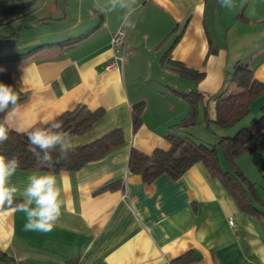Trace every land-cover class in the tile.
I'll use <instances>...</instances> for the list:
<instances>
[{
	"label": "crops",
	"instance_id": "0c3cea01",
	"mask_svg": "<svg viewBox=\"0 0 264 264\" xmlns=\"http://www.w3.org/2000/svg\"><path fill=\"white\" fill-rule=\"evenodd\" d=\"M39 1L11 23L14 36L0 39V53L27 52L11 63L13 86L26 97L4 120L29 132L79 105L102 108L88 133L71 136L73 145L116 127L124 141L77 170L19 169L12 182L20 187L33 172L56 174L62 215L49 233L26 232L22 213L0 210V264H264V197L258 191L264 188V129L249 141L254 150L237 158L262 202L255 201L259 215L241 210L202 162L177 178L162 173L150 182L127 166L131 147L151 153L168 147L167 133L187 134L174 126L189 109L182 92L203 94L197 118L202 110L205 121L214 118L212 95L237 62L264 82V0H234L231 10L219 0H136L130 21L120 12H101L94 0ZM120 27L127 31L124 60L108 67L111 36ZM169 60L191 76L173 70ZM139 67L142 85L130 80ZM236 90L228 84L227 92ZM139 101L141 124L133 131L131 107ZM262 105L264 96L251 102L254 116ZM212 134L207 140L216 141ZM242 160L259 165L256 177ZM112 182L117 187L104 188ZM183 254L189 258L173 262Z\"/></svg>",
	"mask_w": 264,
	"mask_h": 264
},
{
	"label": "trees",
	"instance_id": "16d2710c",
	"mask_svg": "<svg viewBox=\"0 0 264 264\" xmlns=\"http://www.w3.org/2000/svg\"><path fill=\"white\" fill-rule=\"evenodd\" d=\"M33 1L0 0V39L10 38L16 34V30L4 29V27L26 16L32 10ZM80 37L62 40L58 44L70 45ZM26 53L12 51L0 53V69H3V71H0V82L13 86L11 63L17 61ZM169 65L173 70L185 76H191L192 71L187 70L177 61L169 60ZM200 76L201 73L196 72V78ZM229 83H234L237 90L227 92ZM17 92L19 95L18 102H20L26 97V93L19 90ZM181 94L186 99L189 109L187 115L174 126L186 131L190 126L197 123L198 104L202 101L203 94L196 90L182 92ZM259 96H264V82L253 76L248 65L237 62L232 70L227 73L226 84L223 88L212 95L215 100L214 118L210 120L205 116L206 123L211 121L216 127L215 130L210 128L212 132L216 133V141L214 143L195 142L185 135L167 133L165 135V140L168 143L166 149L155 148L151 153H144L131 147L127 163L129 171L139 174L144 181L150 182L162 173L177 178L193 164L202 162L209 174L221 181L223 187L235 199L241 210L251 215H259L260 210L255 206V201L262 202L255 193L253 182L247 178L238 166L237 158L245 152L254 150L249 145V141L255 134L264 129V105L260 107L258 116L250 125H239L232 135L225 131L235 126L248 114L251 102ZM143 107V101L136 102L131 107L133 131L141 124ZM4 115L5 113H0V121L4 120ZM102 115V108L89 110L83 105H79L62 112L50 121L62 122L63 130L68 132L70 136H81L88 133L93 123ZM27 133L11 128L8 141L0 145V155L9 159L13 157L19 159L21 170H77L87 162L103 157L110 150L122 145L124 141L121 129L112 128L91 141L73 145V151L67 160L56 163V152H53V163L49 166L39 162L29 151ZM219 151L222 153L224 166L220 164ZM115 187H117V183L112 182L104 188L114 189ZM188 258L189 254H183L174 259L173 262L185 261Z\"/></svg>",
	"mask_w": 264,
	"mask_h": 264
},
{
	"label": "clouds",
	"instance_id": "9594fccd",
	"mask_svg": "<svg viewBox=\"0 0 264 264\" xmlns=\"http://www.w3.org/2000/svg\"><path fill=\"white\" fill-rule=\"evenodd\" d=\"M101 12L123 13L122 19L130 21L135 12L136 0H94ZM221 7L231 10L234 0H219ZM3 71V69H0ZM19 95L12 85L0 82V113L11 116L18 111ZM11 125L7 118L0 121V145L9 139ZM29 151L42 164L51 166L53 152L55 162L67 160L73 151V143L62 122L49 121L44 127H36L27 133ZM20 160L0 155V210H11L24 215L23 229L26 232L49 233L57 227L62 215V190L53 172H33L27 176L22 187L12 182L20 169Z\"/></svg>",
	"mask_w": 264,
	"mask_h": 264
},
{
	"label": "rangeland",
	"instance_id": "374dc122",
	"mask_svg": "<svg viewBox=\"0 0 264 264\" xmlns=\"http://www.w3.org/2000/svg\"><path fill=\"white\" fill-rule=\"evenodd\" d=\"M41 1H43V0H40L39 2H41ZM58 1H61V3L64 2V0H58ZM39 4H41V3H38L35 5L36 7L38 6L35 10H40ZM12 26H13V24H10V25L8 24L4 27V29H12ZM41 28H45V27H41ZM41 28H37V29H33V30L39 31V30H41ZM142 72H144V69H142L140 67L136 68V72L134 74H132V76L130 77V80L132 79L134 82L137 83V85L138 84L142 85V82H144L146 80V78ZM126 80H127V73H126ZM207 109H208V107H207ZM209 109H211V107ZM253 110H254L253 108H249L248 114L242 120H240L235 126L230 127L229 129H227L225 131L227 133H229L230 135H232L235 132V129H237V127L239 125H250L255 120V118L258 116V114L256 116L253 115ZM203 117H204V114L202 113V110H200V114H199V118H198L197 123L190 126L189 129L186 130L187 134H182V135H185V136L191 138L195 142H201L202 140H200V139H203V141H205V143H214L215 142L214 139H212V140H207V139H210L211 137H213L211 129L215 130L216 127L211 121H209V123H208L209 128H208V126H206V123H205ZM219 158H220L221 164L223 165L224 160H223V156H222L221 151H219ZM241 163L243 164V166L245 168H247V170L249 169L248 171L250 172L251 177H256L257 173H255V167L259 166L258 164H257V166H254L253 164H251V162H249L247 160H242ZM257 183H259V182H257ZM261 184H264V183H261ZM260 187L261 186H259L258 191L260 192L261 196L264 197V188H260Z\"/></svg>",
	"mask_w": 264,
	"mask_h": 264
},
{
	"label": "built area",
	"instance_id": "2783aa9c",
	"mask_svg": "<svg viewBox=\"0 0 264 264\" xmlns=\"http://www.w3.org/2000/svg\"><path fill=\"white\" fill-rule=\"evenodd\" d=\"M127 31L122 27L116 30L111 36V46L113 49V56L108 67H119L122 65L125 49H126ZM8 264H21L19 260H11Z\"/></svg>",
	"mask_w": 264,
	"mask_h": 264
}]
</instances>
